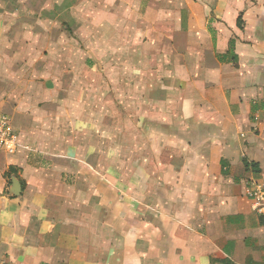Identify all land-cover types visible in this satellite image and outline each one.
Masks as SVG:
<instances>
[{
  "label": "crops",
  "instance_id": "obj_1",
  "mask_svg": "<svg viewBox=\"0 0 264 264\" xmlns=\"http://www.w3.org/2000/svg\"><path fill=\"white\" fill-rule=\"evenodd\" d=\"M0 112V264H264V0H0Z\"/></svg>",
  "mask_w": 264,
  "mask_h": 264
},
{
  "label": "built area",
  "instance_id": "obj_2",
  "mask_svg": "<svg viewBox=\"0 0 264 264\" xmlns=\"http://www.w3.org/2000/svg\"><path fill=\"white\" fill-rule=\"evenodd\" d=\"M19 135L11 118L0 112V152L15 154L18 150ZM245 195L251 201L254 212L264 216V181L250 179L246 183Z\"/></svg>",
  "mask_w": 264,
  "mask_h": 264
},
{
  "label": "rangeland",
  "instance_id": "obj_3",
  "mask_svg": "<svg viewBox=\"0 0 264 264\" xmlns=\"http://www.w3.org/2000/svg\"><path fill=\"white\" fill-rule=\"evenodd\" d=\"M140 54V56H143V53L141 52V53H139ZM146 55H147V53H146ZM155 70H157V71H159V69L158 68H148V69H145V70H143L142 68H141V70L139 71L138 69H137V73H136V75L137 76H139V78L140 79H143L144 77H148L147 79H145V80H143L142 82H137V86H136V92H138V93H144L145 91H149V90H151V88H152V85H148V83L150 82V75L151 74H153V72H155ZM115 72H113L111 69H105V73L106 74H108L109 76H112V77H117V76H119L118 78L119 79H122V78H126L127 77V69L126 70H124V68H120V69H118L117 71H116V69L114 70ZM163 72H164V75L165 74H167V75H169V74H171V72H170V69H163ZM118 78H116V81H117V79ZM115 81V82H116ZM117 83V82H116ZM120 83V82H119ZM118 84V83H117ZM154 84V87H156V85L158 84H156V83H153ZM119 85H122V84H119ZM148 86V87H147ZM122 90V89H121Z\"/></svg>",
  "mask_w": 264,
  "mask_h": 264
},
{
  "label": "trees",
  "instance_id": "obj_4",
  "mask_svg": "<svg viewBox=\"0 0 264 264\" xmlns=\"http://www.w3.org/2000/svg\"><path fill=\"white\" fill-rule=\"evenodd\" d=\"M240 24V22H239ZM232 55H234V46L231 45V51H230ZM244 165L246 167L247 170H253V172L255 173H259L260 171L258 170V165L257 164H253V163H250L248 162L247 160H244Z\"/></svg>",
  "mask_w": 264,
  "mask_h": 264
},
{
  "label": "water",
  "instance_id": "obj_5",
  "mask_svg": "<svg viewBox=\"0 0 264 264\" xmlns=\"http://www.w3.org/2000/svg\"><path fill=\"white\" fill-rule=\"evenodd\" d=\"M14 185H15V187H16V191H15V193L17 192V187H18V183H17V181H14Z\"/></svg>",
  "mask_w": 264,
  "mask_h": 264
}]
</instances>
